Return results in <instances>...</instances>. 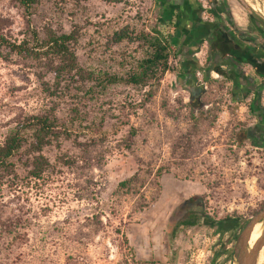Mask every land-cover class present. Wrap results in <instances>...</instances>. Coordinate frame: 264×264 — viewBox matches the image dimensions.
Segmentation results:
<instances>
[{"label": "rangeland", "instance_id": "obj_1", "mask_svg": "<svg viewBox=\"0 0 264 264\" xmlns=\"http://www.w3.org/2000/svg\"><path fill=\"white\" fill-rule=\"evenodd\" d=\"M159 1L38 0L27 10L0 0V39L20 43L32 31L41 39L74 31L84 72L122 73L142 48L136 40L112 44L113 33H150ZM196 1L205 13L207 0ZM225 1L243 30L252 29L244 5L264 18L253 7L264 0ZM177 5L195 19L186 0ZM252 33L261 40L258 30ZM182 34L174 36L176 47ZM206 51L193 58L203 61ZM181 63L176 52L148 97V88L124 85L93 91L79 76L57 78L47 61L0 45V142L34 115L62 125L42 151L29 138L9 172L0 171V264H232L220 254L232 249L224 244L229 224L215 223L249 219L264 204V80L257 145L239 131L255 120L245 102L230 100L227 75L198 69L185 78ZM198 102L201 108L191 105ZM132 177L136 190L127 194L119 184ZM196 195L205 215L199 226L168 238L172 212Z\"/></svg>", "mask_w": 264, "mask_h": 264}, {"label": "trees", "instance_id": "obj_2", "mask_svg": "<svg viewBox=\"0 0 264 264\" xmlns=\"http://www.w3.org/2000/svg\"><path fill=\"white\" fill-rule=\"evenodd\" d=\"M172 1L171 3L168 2L169 4L167 0L159 1L160 12L158 11L157 14L159 22L150 33L132 36L126 28L113 33L111 37L112 44L119 45L124 42H135L136 40L140 42V48H142L141 56L135 59L132 64H128L122 73L84 72L79 66L75 53V46L79 37L74 31L62 34L52 33L44 39H41L35 31H32L30 39L18 43L1 38L0 45L25 58L35 61H47L57 78L79 76L87 84H90L93 91H104L111 86L124 85L139 89L148 88L149 92L145 96L152 97V89L158 86L165 74L171 70V62L176 55L174 36L178 33L182 13L175 0ZM208 1L215 5L218 0ZM17 2L27 10L38 4V0H17ZM244 6L252 16L258 18L253 9ZM259 20L264 23L263 17H259ZM191 105L201 108L203 103L198 102V105ZM61 128L62 125L59 124L56 117L40 114L27 119V124L23 123L10 129L4 135L3 141L0 142V171L9 172L12 161L22 152L29 138L34 140L35 148L42 151L45 146L52 142L53 137L62 133ZM42 172L43 169L34 170L32 176L39 179L43 174ZM135 180L136 177H132L121 182L119 189L127 190V194L132 193L133 190H136L131 185ZM201 200L202 197L199 195L192 196L175 208L168 223V238L173 240L180 231L199 226L200 220L205 216L199 210ZM263 206L264 204L260 208ZM233 218L238 217L219 220L215 224L226 223ZM247 221L248 219L245 220V222ZM220 254L225 256V262L229 263L231 261V252L228 253L221 249ZM211 264H215V259L211 261Z\"/></svg>", "mask_w": 264, "mask_h": 264}, {"label": "flooded vegetation", "instance_id": "obj_3", "mask_svg": "<svg viewBox=\"0 0 264 264\" xmlns=\"http://www.w3.org/2000/svg\"><path fill=\"white\" fill-rule=\"evenodd\" d=\"M177 1L175 0L176 4ZM186 2H188L189 10L195 14V19H190L188 11L178 5L182 13L178 32H183L180 39L181 64L186 70V75L189 79H193L195 71L198 69L203 72L207 70L210 74L216 71L223 75V64L221 63L234 66L235 74L229 72V79L232 81L233 86L230 100L237 104L245 102L246 110L255 120V123H251L239 131L246 134V139L251 140L254 144L261 145V79L264 80V23L262 24L259 18L251 15L252 29L247 28L245 30L248 45L240 53V47L228 37L226 26L218 21L219 16L229 18L226 1L218 0L214 5L207 0V6L203 5V8H207L205 13L204 10L198 7L196 0H186ZM232 23L237 29L236 24L233 21ZM253 30H258L261 33H259L261 40L252 33ZM218 33L221 37H219ZM201 37L204 40H201ZM204 47L207 48L205 61L199 58L194 59L193 57H197L198 53L203 52ZM217 49L218 54L216 53ZM242 60L250 64L260 79L250 75L247 76L244 73L242 75V73L236 71L237 64ZM203 79H208V76H203ZM247 222L239 218H233L225 223L229 224V226L227 225L226 235L231 233V239L224 243L227 247L228 245L232 247V249L227 251L228 253L231 252V261L229 263L234 264L233 249L239 234ZM222 250L226 251L223 247Z\"/></svg>", "mask_w": 264, "mask_h": 264}, {"label": "water", "instance_id": "obj_4", "mask_svg": "<svg viewBox=\"0 0 264 264\" xmlns=\"http://www.w3.org/2000/svg\"><path fill=\"white\" fill-rule=\"evenodd\" d=\"M264 223V206L254 213L248 220L247 224L239 234L233 249L234 264H256L259 251L264 243V233L261 241L252 249L248 250V240L250 233L255 225Z\"/></svg>", "mask_w": 264, "mask_h": 264}, {"label": "crops", "instance_id": "obj_5", "mask_svg": "<svg viewBox=\"0 0 264 264\" xmlns=\"http://www.w3.org/2000/svg\"><path fill=\"white\" fill-rule=\"evenodd\" d=\"M219 23H221L222 25L226 26V29H228L227 33H228V37L233 40V42L235 44H237L240 47V53H242V51L247 47V39L245 36V30L240 28V25H237V29L235 28V26L233 25L232 21L228 18V17H221L219 16L218 18ZM235 23V22H234ZM240 24V23H239ZM218 32V30H217ZM219 37L220 34L218 33ZM201 40H204V38H200ZM230 40V41H231ZM205 45V44H204ZM176 52L179 53V55L181 54V46L178 45L176 47ZM216 53L218 54V49L216 50ZM240 63L237 64L236 66V71L245 74V75H250L252 77H256L257 79H260L259 75L256 74V72L252 69V67L250 66L249 63H247L245 60L239 61ZM223 64V74H226L228 79H229V72H233V74H235L234 71V66H230V65H226L224 63ZM226 70V71H225ZM216 72V71H215ZM226 72V73H225ZM185 78H187V75L185 73ZM231 81V80H230ZM232 82V81H231Z\"/></svg>", "mask_w": 264, "mask_h": 264}, {"label": "bare ground", "instance_id": "obj_6", "mask_svg": "<svg viewBox=\"0 0 264 264\" xmlns=\"http://www.w3.org/2000/svg\"><path fill=\"white\" fill-rule=\"evenodd\" d=\"M255 9H257L259 12H261L264 15V4L263 5H254L253 6ZM260 7V8H259ZM264 233V223H258L255 225L250 233L249 240H248V250L252 249L261 241ZM264 243L259 251V255L257 258V263L261 262L262 260L264 261ZM262 263V262H261Z\"/></svg>", "mask_w": 264, "mask_h": 264}, {"label": "built area", "instance_id": "obj_7", "mask_svg": "<svg viewBox=\"0 0 264 264\" xmlns=\"http://www.w3.org/2000/svg\"><path fill=\"white\" fill-rule=\"evenodd\" d=\"M206 6H207V5H206ZM200 71H201V70H200ZM198 75H201V72H198ZM212 75H213V73H212ZM199 82H200V84L203 85V86H206V84H207V81H205V80L203 79V77L199 79Z\"/></svg>", "mask_w": 264, "mask_h": 264}]
</instances>
